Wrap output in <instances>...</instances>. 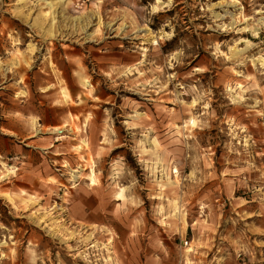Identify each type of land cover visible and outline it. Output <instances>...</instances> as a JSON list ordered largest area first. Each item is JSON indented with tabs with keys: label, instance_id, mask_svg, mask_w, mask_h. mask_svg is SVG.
Returning <instances> with one entry per match:
<instances>
[{
	"label": "rangeland",
	"instance_id": "obj_1",
	"mask_svg": "<svg viewBox=\"0 0 264 264\" xmlns=\"http://www.w3.org/2000/svg\"><path fill=\"white\" fill-rule=\"evenodd\" d=\"M157 1L0 0V264H264V0ZM37 100L66 111L80 178L12 204L19 166L51 164L7 129Z\"/></svg>",
	"mask_w": 264,
	"mask_h": 264
},
{
	"label": "crops",
	"instance_id": "obj_2",
	"mask_svg": "<svg viewBox=\"0 0 264 264\" xmlns=\"http://www.w3.org/2000/svg\"><path fill=\"white\" fill-rule=\"evenodd\" d=\"M52 69L55 70V67L48 68L47 72H44V74L48 73L47 76H45L46 74L38 75L36 74V72H34V77L36 76V82L40 84H46V88L44 89L45 91H47L48 88L53 85L51 77L52 75H54L55 72H53ZM47 97V99L51 98V94H47ZM23 103H25V101H23ZM40 103L41 102L37 100L35 105H31L30 103V107L29 105H22L20 111H18L23 113V116L25 117L24 128H7L10 132L16 133L15 137L26 140L30 139L35 142V147L37 149L46 150V153L51 158V164H48L43 167L32 166L30 170H28L23 169L21 168V166H19L20 171L18 172V175L26 176L24 179L26 180L25 182H27V184L24 185V189H19L18 192H25V189L31 190V187L34 185V182L41 186H45L46 188H53L51 184H53L55 181L58 182L60 180L63 181V179L66 178L69 179L67 177V173L71 174V170L75 169L71 168L73 163L69 160L70 150L68 148V145H66L63 140H60L63 137H61V134L54 130L55 128H60L62 136H64V132L66 130L65 121L68 119L66 118V111L63 110V112L61 113V111H58V108H56L54 104ZM47 109H49L50 113L47 111ZM83 130L84 129H80L81 132ZM88 132L92 141V128H89ZM82 133H84V131ZM35 134H46L45 136L41 135L42 137L46 138V140H44V144H38L40 143L39 139L41 138V136H35ZM3 147L4 146L0 147V153H2ZM17 147L18 145L15 143L10 146L11 149L15 150L17 149ZM61 147H63L64 149L61 150ZM14 154L15 156H13L14 158L12 157V159H15L17 156V153ZM22 170L24 172H22ZM75 181L78 182V178ZM88 189L92 191L90 187ZM74 191L75 192L73 196L77 197L78 199L74 200V203L70 207V210L77 220L84 219L87 215L90 214V212H92V204H90L88 201L89 198H92V192L86 190V188H78ZM18 192H14L12 194L19 195L20 192L19 194ZM62 192H65V189H62ZM27 195L33 194L27 193Z\"/></svg>",
	"mask_w": 264,
	"mask_h": 264
},
{
	"label": "bare ground",
	"instance_id": "obj_3",
	"mask_svg": "<svg viewBox=\"0 0 264 264\" xmlns=\"http://www.w3.org/2000/svg\"><path fill=\"white\" fill-rule=\"evenodd\" d=\"M157 3H161V1L158 0ZM153 9H157V6H153ZM44 15L46 16L47 13H45ZM52 20L54 21V17H52ZM88 35H90V33ZM147 37H151L152 38V42L156 43L158 41V38H160V35L148 33ZM16 64L17 63H15L14 65H16ZM79 81L82 84V86H84L86 88H90V85L88 84V80L86 78H83L81 75H79ZM22 94H24V93H22ZM70 100H71V95H70L69 89L65 85H62L61 88H60V99H59L60 104H65V103H67ZM187 122L190 123V124H193L194 120L193 119H189ZM81 129H83V128H81ZM176 129H179V128H176ZM54 130H56L59 134H61V137H63L60 128H55ZM77 131H78V129H77ZM79 131H80V129H79ZM150 143H152L155 147L157 146V142L155 140H150ZM80 144L81 145H77L75 148L76 149H81V148L84 147V145H87L86 139L84 137H82L80 139ZM9 170L13 171L12 169H10L8 167L7 168L5 167V174H7V172L10 173ZM176 171H177L176 169L173 170V172H176ZM71 174H72L71 175L72 179L74 181L77 180V178L80 175L79 174V170H77V169H72L71 170ZM85 177L89 181V183H88L89 185L95 184V180L96 179H95V173H94V170L92 169V166H90L89 171H88V173H87V175ZM22 193H24V191L20 192V194H22ZM124 193H125L124 188L118 187V189L115 192V198H117L118 200H124L125 199ZM20 194L19 195L6 194V196L8 197L10 202H12V204H14V202L18 201V200L20 202H23V203L27 204V202L29 200L34 198L33 195H28L27 198H21Z\"/></svg>",
	"mask_w": 264,
	"mask_h": 264
}]
</instances>
